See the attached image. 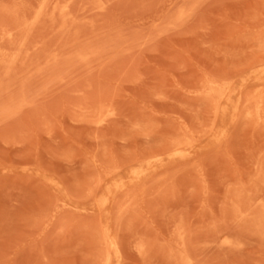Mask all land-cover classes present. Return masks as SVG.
I'll return each instance as SVG.
<instances>
[{
  "label": "rangeland",
  "instance_id": "obj_1",
  "mask_svg": "<svg viewBox=\"0 0 264 264\" xmlns=\"http://www.w3.org/2000/svg\"><path fill=\"white\" fill-rule=\"evenodd\" d=\"M0 264H264V0H0Z\"/></svg>",
  "mask_w": 264,
  "mask_h": 264
},
{
  "label": "bare ground",
  "instance_id": "obj_2",
  "mask_svg": "<svg viewBox=\"0 0 264 264\" xmlns=\"http://www.w3.org/2000/svg\"><path fill=\"white\" fill-rule=\"evenodd\" d=\"M259 97H261V96H259ZM262 99V98H261ZM256 101H258V100H256ZM260 101V105L258 106V109H259V107L261 106V100H259ZM259 101H258V104H259ZM258 109H257V111H258Z\"/></svg>",
  "mask_w": 264,
  "mask_h": 264
}]
</instances>
